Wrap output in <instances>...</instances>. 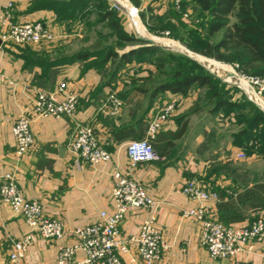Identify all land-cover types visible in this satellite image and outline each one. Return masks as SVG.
I'll list each match as a JSON object with an SVG mask.
<instances>
[{
  "label": "crops",
  "instance_id": "crops-1",
  "mask_svg": "<svg viewBox=\"0 0 264 264\" xmlns=\"http://www.w3.org/2000/svg\"><path fill=\"white\" fill-rule=\"evenodd\" d=\"M34 1L0 0V15L9 3H13L14 23L44 22L57 36L53 43L63 40L67 34L65 27L58 24L56 14L49 10L32 11ZM132 24L135 25L134 22ZM3 31L0 25V36ZM51 48L50 42L40 46L0 45V74L5 77L0 82V184L5 178L13 177L27 199L42 205L46 216L61 220L67 229H76L90 225L103 211L113 213L112 191L117 171L139 182L156 202L153 209H130L120 225L121 235L129 247V253L124 256L127 264H144L138 256L135 240L144 221L152 214L168 246L158 264H264V240L252 241L234 258L212 259L200 243L201 222L185 215L198 205L181 192L187 180L204 182L207 190L219 195V201L206 204L207 217L219 220L218 204L233 200L232 203L239 208V196L243 192L252 189L255 184H264V168H252L255 160H264V157L245 155V159H240L238 155L244 153L233 145V133L228 139L219 136L213 146L208 147L203 133L205 135L209 129L204 121H200L201 118L193 129L196 134L193 135L190 123H184L187 126L185 134L174 140L171 135L178 133L183 126L180 119L188 116L196 104L191 96L165 93L158 96L150 107L147 95L135 91L134 87L117 86L115 93L121 98L123 106L118 114H111L106 102L117 84L112 71L101 73L100 69H87L85 61L57 64V58L65 55L56 57ZM64 82L69 92L78 95L75 117H36L33 104L37 93L54 92ZM169 102L176 103V111L163 125L156 144L153 142L162 160L154 163L131 162L126 147L133 139L119 141L115 133L143 120L141 128L146 136L148 124ZM201 115L202 111L189 114V117ZM22 116L32 121L34 145L22 158H18L12 127ZM78 125L92 127L100 144L111 154V161L96 165L76 161L69 147L76 137ZM170 140L174 146L164 149ZM256 176L262 179L256 181ZM244 205L246 208L241 219L230 226L240 228L257 217H264V208H250L248 202ZM30 233L22 217L2 204L0 264H9L12 243ZM72 241L67 239L66 243L71 244ZM59 246L58 241L35 235L23 264H56Z\"/></svg>",
  "mask_w": 264,
  "mask_h": 264
},
{
  "label": "built area",
  "instance_id": "built-area-1",
  "mask_svg": "<svg viewBox=\"0 0 264 264\" xmlns=\"http://www.w3.org/2000/svg\"><path fill=\"white\" fill-rule=\"evenodd\" d=\"M173 4L178 10L181 0H173ZM13 10V3H9L0 15V25L4 29L0 36L2 44L38 45L57 39L44 22L22 25L14 23ZM4 78L0 74V82L4 81ZM106 104L113 115L118 114L123 106L117 93H111ZM77 106L78 95L69 92L67 83L64 82L54 92H38L33 112L41 119L74 118ZM175 111L176 103H167L148 124L145 138L127 144L126 152L131 162L154 163L162 160L153 142ZM31 122V119L22 116L12 127L15 154L18 158H22L34 145ZM69 150L76 161H85L92 165L109 162L112 158L88 125H78L76 137ZM238 157L245 159L246 156L240 154ZM181 192L198 205L195 209L185 212V215L201 222L200 243L212 259L234 258L252 241L264 240V217H258L240 228L227 226L207 217L206 204L209 201H219L217 192L207 190L197 179L187 180ZM112 198L115 205L113 213L103 211L90 225L67 229L61 220L46 216L39 202L27 199L13 177L5 178L0 184V207L2 204L8 205L15 215L22 217L31 230L30 234L12 243L8 255L9 264H23L35 235L60 243L56 264H127L124 256L129 253V247L121 235L120 225L130 209H153L156 202L139 182L117 171L114 173ZM67 239H72V243L67 244ZM135 243L138 256L144 264L161 262L168 246L157 228L155 215L152 214L144 221Z\"/></svg>",
  "mask_w": 264,
  "mask_h": 264
},
{
  "label": "trees",
  "instance_id": "trees-1",
  "mask_svg": "<svg viewBox=\"0 0 264 264\" xmlns=\"http://www.w3.org/2000/svg\"><path fill=\"white\" fill-rule=\"evenodd\" d=\"M86 1L89 0L66 1L68 3L59 0H35L31 10H49L56 14L57 19L63 20L72 16L79 2ZM101 1L105 2V0ZM132 3L136 8L141 7V0H132ZM195 3L199 8V13L207 18L205 21L206 35L209 38L219 35V39L216 42L206 41L201 39L195 30H190L189 34L192 40L189 41L181 37L182 43L191 51L204 57L237 65L242 73L264 79V0H195ZM184 7V0H181L178 10L173 4L174 11L178 14H184ZM116 10L115 7L107 8L101 13L102 20L108 22V26L115 31L121 43L136 45V47H130L122 53L113 47L96 51L101 57L98 61L87 63V69L96 68V66L100 69L109 64V66H114L112 73L116 77L121 68L131 65L137 58L157 53L161 56L158 57V65L162 68L159 70V74L163 79L153 82L150 87H134L135 91L148 96L150 107L154 104L155 99L162 94L171 93L188 97L194 87L206 88L212 97L205 105L196 103L189 114L198 113L207 108L211 114L220 110H224L227 114L232 110L251 106L250 102L238 103L224 99L217 100L215 91L219 83L206 69L192 60L154 49L145 42L138 40L135 35L129 34L124 29ZM141 19L147 26L156 19L158 25L164 23L162 18H147L145 15H141ZM156 29L158 28L154 27L151 30ZM94 53L88 50L81 51L70 58L66 56L57 58L55 62L57 64L86 62ZM212 100H216V102L210 106ZM239 122L244 127L231 135L233 145L244 150L248 157H264V113L257 110L251 117H244ZM143 123L141 120L137 122V125H131L117 131L115 138L119 141L125 138L144 139L145 135L141 128ZM186 128L187 126L183 125L178 133L171 136L174 140L182 138ZM172 146L174 144L170 140L165 144L164 149L172 148ZM154 148L160 155L158 147ZM239 198L241 201L239 208L235 207L232 203L233 200L228 201L229 203L218 204L219 220L217 221L230 226L232 222L241 219L240 216L246 208L244 204L247 202L250 208H264V184H255L252 189L243 192Z\"/></svg>",
  "mask_w": 264,
  "mask_h": 264
},
{
  "label": "rangeland",
  "instance_id": "rangeland-1",
  "mask_svg": "<svg viewBox=\"0 0 264 264\" xmlns=\"http://www.w3.org/2000/svg\"><path fill=\"white\" fill-rule=\"evenodd\" d=\"M59 1L70 2V0H59ZM74 1L75 0H71V2ZM123 1H124V7L126 9H131V6L135 7L132 3V0H123ZM184 2H185L184 14L182 15L174 11L173 0H141V7L136 9L138 11L137 12L138 18L140 20V23L142 24L141 25L139 23V25L142 26L144 35H146V37L150 39L159 40L167 45H171V46L178 45L188 49L180 39L181 37H183L186 40L191 41L192 38L191 35L189 34V31L195 30L197 34L200 35L199 37L201 39L210 42H216L219 39V35L213 38H209L206 35L205 21L207 18L199 13V8L196 6L195 0H184ZM113 7L117 9L116 11L118 12L121 22L123 23L124 29L131 35L142 36L141 29L132 24V21L123 11H121L116 6V3H114V1L105 0V2H103L101 0H89L86 2H79V4L75 7L76 10L72 14V16H70V18L63 20L57 19L58 24H61L63 27H65L64 30L66 31L67 36L63 38V40H60L58 42L55 43H53L54 41L50 42L52 46L51 49H53L52 54L56 57L65 55L67 58H70L75 53L81 51L88 50L91 52H95L94 55L89 60L86 61L87 64L91 61H98L100 59L101 56L97 54L96 51H99L101 49H105L107 47H113L114 49L122 53L130 49V47H136V45L131 46V44L121 43L118 40V36L115 33V31L108 26V22L102 20L101 13H103L107 8H113ZM141 15H145L147 18L150 17L162 18L164 23L162 25H158V21L156 19L153 23L150 22L149 26H147L142 21ZM154 27L155 28L157 27L158 29L151 30L154 29ZM55 44H58L59 46L54 47L53 45ZM40 45H42V43L38 45H30V46H40ZM188 50L191 51L190 49ZM170 54L181 56L176 53H170ZM158 57L161 56L160 54L157 53L143 56L141 58H137V60L134 61L131 65L121 68L120 71L117 73V76L120 77L117 78L116 76L115 78L117 84L113 86L115 87V89L113 88V92L115 93L117 86H122V88L126 87L129 89L135 86L150 87L153 82L162 80L163 77H161L159 74V70L162 68H160L158 65ZM210 60H213L212 62L214 64L222 67V70L218 71L219 74L231 75L235 73V76L240 79L239 85L230 81V79L228 78H227L228 82H225L217 79L210 72L207 71L219 83L215 91V93L217 94V100L224 99L233 102L235 101L238 103L250 102L251 105L249 108L232 110L227 114L224 110H220L215 114H211L208 112V108H207L202 110L201 117L200 116L189 117L188 114V116L180 119L181 125H184V123L189 125L190 123L192 128V133L194 135L196 134V132H193L194 131L193 129H195L198 126V122H199L198 120L201 118L200 121L201 120L202 122L204 121L205 126L209 129L208 132L205 133V135L203 133V136L206 145L211 148L213 146L212 143L219 136L228 139L231 133L241 130L244 127V125L239 124L240 119H243L244 117L246 118L251 117L254 113H256L257 110L264 113L263 110L259 107L260 105H262L261 107L264 108V79L255 78L253 76H249L242 73L237 65L227 64L214 59H210ZM113 68L114 66H109L108 64L104 68H100V71L101 73L106 71H112ZM96 69H99V67L96 66ZM189 96L195 98V103H200L201 105L207 104L206 102L210 101L212 97L211 93L208 92L206 88H197V87H194L191 90ZM250 98L255 99L259 103V106L256 103H254ZM215 102L216 100L214 101L212 100V104L209 105L213 106ZM187 119L188 121H186ZM188 133H190V130ZM187 139L188 136H186V140ZM240 151L245 154L244 150L240 149ZM210 155L211 157L213 156L212 154ZM253 165H254L252 167L253 169H263L264 160L263 159L255 160V164ZM259 178L262 179L261 176L259 177L256 176L254 180L257 181V179ZM201 183L203 184L204 182Z\"/></svg>",
  "mask_w": 264,
  "mask_h": 264
},
{
  "label": "water",
  "instance_id": "water-1",
  "mask_svg": "<svg viewBox=\"0 0 264 264\" xmlns=\"http://www.w3.org/2000/svg\"><path fill=\"white\" fill-rule=\"evenodd\" d=\"M113 1V0H112ZM123 1V0H121ZM124 2V1H123ZM115 3V2H114ZM116 6L121 10L123 11L127 16L128 18L133 22L134 21V18H132L131 14L137 16V20L135 22H139L140 23V20L138 18V15H137V9L136 7H131V10L132 12L131 13H128L126 8H123V7H119L117 4ZM141 24V23H140ZM142 25V24H141ZM139 35V34H138ZM136 38L142 42H145L146 44H148L149 47H152L154 49H159V50H162V51H166V52H170V53H176V54H179L189 60H192L196 63H198L199 65H201L202 67H204L208 72H210L214 77H216L217 79L221 80V81H225V82H228L227 78H226V75L224 74H219L218 72H213L211 71L210 69L206 68V66H204L205 64H203L200 59H204L206 61H213V60H210L209 58L207 57H204L202 55H199L197 53H194V52H191L189 51L188 49L182 47V46H178V45H175V46H169L167 44H163V43H160L158 41H156L155 39H150V38H146V37H143L141 35L139 36H136ZM153 38H156V37H153ZM2 44L1 40H0V45ZM216 62V61H214ZM227 74V73H226ZM227 80V81H226ZM240 79L236 76L233 75V78L230 79V81L232 82H237L239 81ZM254 103H256L258 106H259V103L253 99V98H250ZM263 112H264V108L259 106Z\"/></svg>",
  "mask_w": 264,
  "mask_h": 264
},
{
  "label": "bare ground",
  "instance_id": "bare-ground-1",
  "mask_svg": "<svg viewBox=\"0 0 264 264\" xmlns=\"http://www.w3.org/2000/svg\"><path fill=\"white\" fill-rule=\"evenodd\" d=\"M113 1H114V2H115L120 8H121V7L125 8L124 5H121V4H120V1H119V0H113ZM126 10H127L128 13H131V12H132L131 9H126ZM131 16H132V18H134V21H133L134 24H135L138 28L141 29V31H142V36H143V37H146V35H144V33H143V28H142V26L139 25V22H135V21L137 20L136 16L133 15V14H131ZM135 19H136V20H135ZM146 38H148V37H146ZM156 41H158V42H160V43H163V42H161V41H159V40H156ZM163 44H164V43H163ZM169 46H171V45H169ZM200 61H201L203 64H205L204 66H206V68L210 69V70L213 71V72H218V71H221V70H222V67H220V66L214 64L212 61H206V60H204V59H200ZM233 75L235 76V73H233V74H231V75L228 74V75H226V78H228V79H232V78H233ZM234 83H236V84L239 85V81L234 82ZM260 106H262V105H260Z\"/></svg>",
  "mask_w": 264,
  "mask_h": 264
}]
</instances>
